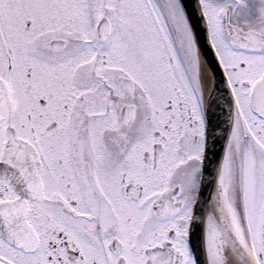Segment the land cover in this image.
Listing matches in <instances>:
<instances>
[{"label": "snow or ice", "instance_id": "snow-or-ice-1", "mask_svg": "<svg viewBox=\"0 0 264 264\" xmlns=\"http://www.w3.org/2000/svg\"><path fill=\"white\" fill-rule=\"evenodd\" d=\"M0 264H264V0H0Z\"/></svg>", "mask_w": 264, "mask_h": 264}]
</instances>
